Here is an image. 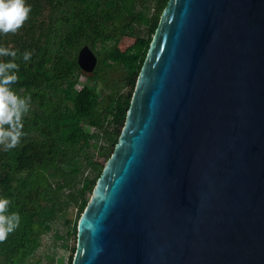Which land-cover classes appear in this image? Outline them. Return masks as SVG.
<instances>
[{
    "label": "water",
    "instance_id": "water-1",
    "mask_svg": "<svg viewBox=\"0 0 264 264\" xmlns=\"http://www.w3.org/2000/svg\"><path fill=\"white\" fill-rule=\"evenodd\" d=\"M103 166L71 264H264V0L167 1Z\"/></svg>",
    "mask_w": 264,
    "mask_h": 264
},
{
    "label": "trees",
    "instance_id": "trees-1",
    "mask_svg": "<svg viewBox=\"0 0 264 264\" xmlns=\"http://www.w3.org/2000/svg\"><path fill=\"white\" fill-rule=\"evenodd\" d=\"M167 1L27 0L31 12L23 27L0 34V46L18 50L21 79L12 87L31 97L21 144L8 152L0 146V197L21 216L0 243V264H71L75 245L66 262L41 263L34 256L60 217L76 244L77 220L104 167L99 159L114 150ZM122 37L133 38L137 50H121ZM84 44L97 56L91 74L77 63ZM25 51L32 53L27 62ZM114 67L120 76L109 86L101 72ZM70 209H76L71 225Z\"/></svg>",
    "mask_w": 264,
    "mask_h": 264
},
{
    "label": "clouds",
    "instance_id": "clouds-1",
    "mask_svg": "<svg viewBox=\"0 0 264 264\" xmlns=\"http://www.w3.org/2000/svg\"><path fill=\"white\" fill-rule=\"evenodd\" d=\"M30 12L27 0H0V34L17 33ZM31 57L32 53L25 51L22 58L27 62ZM17 58L18 50L0 46V146L5 152L17 148L26 135L23 121L31 105L30 96H21L12 87L21 79ZM10 204V199L0 197V243L20 226V213L9 211Z\"/></svg>",
    "mask_w": 264,
    "mask_h": 264
},
{
    "label": "rangeland",
    "instance_id": "rangeland-1",
    "mask_svg": "<svg viewBox=\"0 0 264 264\" xmlns=\"http://www.w3.org/2000/svg\"><path fill=\"white\" fill-rule=\"evenodd\" d=\"M117 46L121 50H128L129 52L137 50L134 46V39L130 37L120 38ZM101 76L106 79V84L113 86L114 82L119 79L120 72L115 67L109 68L101 72ZM99 160L104 162L102 158ZM66 218L69 219L71 225L76 218V209H70ZM51 226L52 229L42 235L40 247L37 249L34 257L35 259H39L41 263L52 262L57 258H63L66 262L68 256L72 253L71 248L75 245V238L67 235L68 224L64 221V217L57 218ZM64 243L67 244L66 247L63 246ZM31 261H34V258Z\"/></svg>",
    "mask_w": 264,
    "mask_h": 264
}]
</instances>
